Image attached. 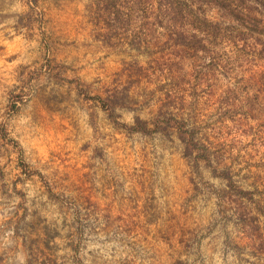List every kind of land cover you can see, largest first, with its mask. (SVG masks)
<instances>
[{
    "label": "rangeland",
    "instance_id": "1",
    "mask_svg": "<svg viewBox=\"0 0 264 264\" xmlns=\"http://www.w3.org/2000/svg\"><path fill=\"white\" fill-rule=\"evenodd\" d=\"M0 264H264V0H0Z\"/></svg>",
    "mask_w": 264,
    "mask_h": 264
},
{
    "label": "trees",
    "instance_id": "2",
    "mask_svg": "<svg viewBox=\"0 0 264 264\" xmlns=\"http://www.w3.org/2000/svg\"><path fill=\"white\" fill-rule=\"evenodd\" d=\"M174 10V9H173ZM175 15H180L182 13V10H174ZM182 15V14H181ZM182 17V16H181ZM206 22V21H205ZM82 94L83 91L80 90ZM87 98H90L87 93L85 94ZM92 100H95L100 103L103 110L108 112L110 117L114 120L116 125L120 126L122 129L126 130L129 134H136V133H142L145 135H152L153 133L159 132L162 130L161 124L164 123L167 126H176L180 133L182 134V140L186 142V148L188 149V154H191L193 148L197 149L199 148V144L195 141L193 138V135H191L190 132L184 130L185 124L183 122L175 119V118H169L167 120H164L163 122L160 120L155 121V128L153 130L148 129V123L141 120L140 118H137L134 125H128L125 123H120L117 121V114L114 109V101L110 99H102L100 97H93ZM184 134V135H183ZM202 158H207L206 156H201ZM221 176H223L225 179H227L230 183V186L235 190V187L233 186V179L232 176L227 172L224 171L221 173ZM240 196L243 198H251L253 195L250 192H244V191H237Z\"/></svg>",
    "mask_w": 264,
    "mask_h": 264
}]
</instances>
